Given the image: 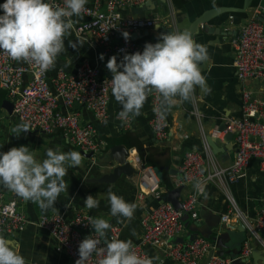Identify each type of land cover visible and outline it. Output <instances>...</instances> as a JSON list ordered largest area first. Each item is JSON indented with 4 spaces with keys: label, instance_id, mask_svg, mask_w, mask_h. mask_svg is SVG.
<instances>
[{
    "label": "crops",
    "instance_id": "0c3cea01",
    "mask_svg": "<svg viewBox=\"0 0 264 264\" xmlns=\"http://www.w3.org/2000/svg\"><path fill=\"white\" fill-rule=\"evenodd\" d=\"M250 6L246 8V3ZM4 0H0L3 3ZM177 13L178 30L187 29L194 34L197 42L205 45L208 59L200 65L201 74L205 79V88L196 87L189 100H178L177 104L165 111L169 123L170 133L166 139H158L150 125L152 118L151 94L146 101L139 116H129L130 122L119 117L121 105L111 95L109 117L98 120L94 113L85 105L77 104L74 110L80 112L83 124H91L97 131V138L105 142L101 153L89 157L79 148L72 145L63 130L52 134L28 130L17 136L12 130L20 124L13 114L12 99L7 89L0 83V144L2 151L12 147L29 145L37 154V158H45L49 147H60L61 151L75 150L81 153L82 164L70 168L65 179V190L61 192L54 207L42 210L37 203L26 201L13 192L0 186V203L16 199L19 208L36 222L42 215L60 213L68 219L73 218L79 210H84L94 218L108 219L112 227L108 237L112 238V228H120L119 239H131L133 245L139 243L144 234L142 220L147 211L158 206L161 200L147 196L144 200L138 198L139 181L144 176L137 163L140 158L145 167H158L164 175L161 182L163 198L176 188V181L180 176V167L187 152L195 150L204 158L206 171L219 167H229L234 162L238 151L235 136L228 141L227 133L220 131L221 126L231 118L242 116V92L252 89L259 95L261 85L259 81L242 82L238 78L235 67V53L231 42L232 37L239 33L242 25L248 22L251 14L264 9V0H172ZM89 7L94 6V1L89 0ZM106 5L102 6V10ZM170 12L168 0H145L144 3L121 8L124 17L152 18L157 15L165 16ZM207 16L196 29L191 26L196 19ZM89 18L82 14L81 17H72V28L65 39V50L59 55L55 66L50 70V78L55 77L60 70L75 73L79 66L88 61L93 66L101 69V78L109 79L112 74L107 69L108 60L117 55L118 62L123 59L115 50H106L92 38H84L76 33V26ZM159 25V26H157ZM151 28L131 31L130 40L144 48L147 42H157L160 33L171 31L170 24H157ZM123 34L116 35L113 43L119 44ZM69 41L76 42L73 48ZM103 54V59H101ZM30 74L25 75V83ZM3 100L10 101L8 105L2 104ZM59 110L67 112L62 101ZM123 145L129 149L132 165L140 171L133 177L122 175L115 182H103L101 177L111 172L108 166L112 160L114 149ZM178 173V174H177ZM111 187L116 194L123 196L128 202L138 205L131 220L110 215L108 189ZM189 193V187L183 188L181 200ZM235 199L240 210L253 222L261 210L264 200V172L260 168V161L253 157L248 165L246 175L231 184L208 183L204 186V193L198 206V217L190 215L184 220L185 229L182 233L169 238L166 245L146 246L150 256L158 257L156 264H184L166 255L167 248L171 245L184 247L197 237H203L214 242L215 247L211 252L218 255L224 251L226 257L235 255L249 242L251 253L247 257V264H264V246L246 229L242 222L235 220L228 223L222 222L231 203L228 195ZM88 195H93L100 200L98 208L88 209L84 200ZM168 202V201H167ZM5 235L13 247L18 246L26 257L27 264H76L63 250L56 239L35 223H30L21 232ZM223 235L225 247L219 246V236ZM225 235V238H224ZM205 236V237H204ZM216 238V239H215ZM192 239V240H191ZM264 239V234H263ZM242 256V250H241ZM240 256V258H241ZM200 261L197 264H201Z\"/></svg>",
    "mask_w": 264,
    "mask_h": 264
},
{
    "label": "built area",
    "instance_id": "2783aa9c",
    "mask_svg": "<svg viewBox=\"0 0 264 264\" xmlns=\"http://www.w3.org/2000/svg\"><path fill=\"white\" fill-rule=\"evenodd\" d=\"M94 6L85 5L82 14L89 19L76 26V33L80 37L92 38L106 50L113 49L123 56L136 51H143L130 39L114 45L116 35L124 31H135L151 28L157 24H170L173 30H178L177 13L172 0H168L170 12L168 15H157L152 18L124 17L121 8L144 3L145 0H93ZM63 6V0H55ZM106 9L102 10V6ZM235 53V67L238 78L242 82L256 80L260 82L259 95L252 89L242 92V116L231 118L227 123L226 132L234 133L238 151L234 162L229 167H217L206 171L204 158L200 152L189 151L180 167V176L176 186L189 187V193L182 200L181 209L172 203L163 201L161 181L154 167H145L140 158L137 163L144 176L139 181L138 198L144 200L153 196L161 200L160 204L147 211L142 223L144 234L139 243L134 244L135 250L142 256H150L146 246H163L169 238L179 235L185 229L184 217L190 215L198 217L200 198L204 193V186L210 183L231 184L246 175L251 158L260 161V168L264 172V9L251 14L248 22L241 26L239 33L231 39ZM52 69V68H51ZM43 70L35 64L12 60L7 53L0 51V83L8 90L12 99L13 114L20 121L29 123L31 131L52 134L63 130L72 145L85 152H93V156L101 153L105 142L97 138V131L91 124H83L80 112L73 109L77 104L89 108L98 120L104 121L109 117L111 98V84L109 79L101 78V69L83 62L75 73L60 70L50 78V70ZM30 74L25 83V75ZM63 102L67 112L59 110V103ZM152 118L151 128L158 139H166L170 133L169 123L158 117L163 111L162 98L159 93H151ZM129 126L130 117L122 118ZM94 158V157H93ZM231 203L230 210L222 216V222L235 220L242 222L253 238L264 246V200L257 217L253 222L240 210L231 194H227ZM94 217L79 210L76 215L68 219L55 213L42 215L36 222L22 211L16 199L0 203V234H12L23 231L28 224L35 223L49 232L61 245L65 253L76 263L79 259V244L94 231L89 223ZM94 234V233H93ZM120 228H112V237L118 238ZM103 246V245H101ZM215 247L214 242L203 237H197L185 247L174 245L167 248L166 255L184 264H197L204 260ZM251 253L249 242L242 248V256ZM94 253L87 264H96ZM234 258L213 254L207 264H233Z\"/></svg>",
    "mask_w": 264,
    "mask_h": 264
},
{
    "label": "clouds",
    "instance_id": "9594fccd",
    "mask_svg": "<svg viewBox=\"0 0 264 264\" xmlns=\"http://www.w3.org/2000/svg\"><path fill=\"white\" fill-rule=\"evenodd\" d=\"M89 0H63L60 6L55 0H4L0 3V51L15 61L35 64L43 70L55 66L57 58L65 50V39L72 28V17H81ZM159 26V25H157ZM130 39L128 31L123 32ZM73 47L76 42L69 41ZM103 59V54H101ZM208 59L207 47L196 41L187 30L160 33L157 42H147L143 51L125 54L118 62L113 55L107 62L111 72V93L121 105L119 117L139 116L152 92L160 94L165 110L175 106L178 100H189L196 87L205 88L200 65ZM165 111L158 112L163 119ZM32 129L21 121L12 133L19 136ZM3 144H0L2 148ZM82 164L81 153L75 150L61 151L49 147L45 158L29 145L0 150V186L23 200L39 204L42 210L54 207L65 190V177L70 168ZM110 215L131 220L138 207L108 189ZM100 200L88 195L84 206L98 208ZM94 231L79 244L76 264H87L95 253L96 264H156L158 257L137 253L131 239L109 238L112 225L108 219L93 218L89 222ZM94 233V234H93ZM103 245V246H101ZM0 264H27L18 246L0 234Z\"/></svg>",
    "mask_w": 264,
    "mask_h": 264
},
{
    "label": "water",
    "instance_id": "95a60500",
    "mask_svg": "<svg viewBox=\"0 0 264 264\" xmlns=\"http://www.w3.org/2000/svg\"><path fill=\"white\" fill-rule=\"evenodd\" d=\"M250 2L246 3V8H248L250 6ZM207 19V16H203L202 18L196 19L193 24H192V28L191 30L196 29L197 26L200 25V23H202L203 21H205ZM10 101L7 100H3L2 104L4 105H8ZM14 106V103L12 102V107ZM13 111V109H12ZM227 129L226 124H224L223 126H221L220 131H225ZM234 137V133L232 132H228L226 139L228 141H231V139ZM85 152V151H84ZM87 154V156L89 157H93V152H85ZM112 170L111 172H109L108 174H105L104 176H102L100 179L103 182H115L118 178H120L122 175H127L128 177H133L136 174H139L140 171L137 170L133 165H132V161L130 160V152L129 149L123 145H118L115 149H114V153L112 156V160L110 162V164L108 165ZM154 170L156 171L160 181L162 182L164 180V175L163 172L158 168V167H154ZM178 174V173H177ZM183 186H179L174 188L172 191H170L168 193V197L167 198H162L163 201H168L170 203H172L177 209H181L182 206V200H181V196H182V191H183ZM189 216L186 215L184 217V220L187 219ZM247 229V228H246ZM205 237V236H204ZM225 238V235H224ZM216 239V238H215ZM192 240V239H191ZM219 246L225 247L224 243H223V235L220 234L219 236V240H218ZM240 246V251L238 252H233L235 255H231L232 258H234V263L233 264H247L249 261V259L247 257H241V250H242V244L239 243ZM218 255L226 257L227 254H225L224 251H218L217 252ZM213 252H210L209 255L203 260V262L201 264H207L210 260V258L212 257Z\"/></svg>",
    "mask_w": 264,
    "mask_h": 264
}]
</instances>
